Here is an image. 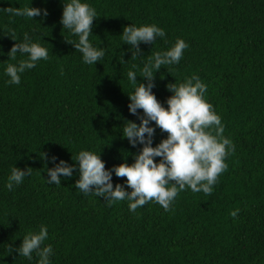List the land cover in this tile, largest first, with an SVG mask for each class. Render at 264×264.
<instances>
[{
  "label": "trees",
  "instance_id": "obj_1",
  "mask_svg": "<svg viewBox=\"0 0 264 264\" xmlns=\"http://www.w3.org/2000/svg\"><path fill=\"white\" fill-rule=\"evenodd\" d=\"M82 2L98 14L89 40L106 52L95 65L83 63L66 41L78 37L60 23L63 0H0V264H37L36 253L30 261L15 249L41 225L52 264H264V0ZM27 6L42 15L33 20L9 11ZM153 23L166 37L142 43L143 55L132 59L124 27ZM25 33L48 48L49 58L26 71L20 85H9L7 65L23 58L9 59L12 38L22 42ZM178 38L189 47L179 64L155 74L153 92L167 107L169 83L198 76L207 85L205 98L235 145L212 194L187 189L168 211L152 201L131 212L128 201L109 204L82 193L78 168L61 185L47 183L52 156L75 164L80 151H101L108 169L134 162L142 145L123 137L127 121L140 122L129 112L135 85L127 72L146 84L143 63ZM167 135L157 128L153 146ZM14 166L32 168L31 175L9 191ZM126 179L113 174V186Z\"/></svg>",
  "mask_w": 264,
  "mask_h": 264
},
{
  "label": "clouds",
  "instance_id": "obj_2",
  "mask_svg": "<svg viewBox=\"0 0 264 264\" xmlns=\"http://www.w3.org/2000/svg\"><path fill=\"white\" fill-rule=\"evenodd\" d=\"M63 12L60 23L63 29L78 37V41H66L72 44L82 54L83 63L95 65L100 62L106 52L103 47L93 45L89 37L92 35L93 21L98 18L97 11L82 0H63ZM15 16L30 19L42 15V10L36 7L9 8ZM48 16L47 9L43 17ZM34 20V19H33ZM123 44L130 45L132 59L143 55L140 45L154 44L157 38H165L166 31L157 24H131L124 27L121 35ZM17 41L10 49L9 59L17 61V54L22 59L9 63L5 75L9 77V85H20L22 75L37 66L41 60L49 58V50L33 37L25 33L22 42ZM189 44L178 38L174 45L166 51L156 52L143 63L140 77L147 83L137 81V72H127V79L135 85L128 94L130 114L137 117L139 124L127 121L123 127V137L127 138L132 147L142 145V150L135 155L134 162H127L106 168L105 161L99 153L82 150L70 164L62 159L58 163L56 156L51 157L54 167L48 168L47 183L61 185V179H71L74 172L79 173L75 186L85 195L103 197L109 204L118 201H128V208L136 212L149 202L155 201L165 211L170 210L179 192L191 189L192 192H203L211 195L218 177L228 165L226 158L235 151L233 142L223 136L224 125L220 115L206 98L207 85L198 76L187 78L177 84L169 83L166 87L172 95L166 100V105L160 102L153 89L155 74L163 67L179 64L184 51ZM138 69L137 65H133ZM138 110H143L141 115ZM167 133L156 146H153L156 129ZM213 131L215 134H213ZM43 156H46L44 154ZM156 158H160L156 161ZM28 167L22 170L12 167L6 187L12 191L15 186L22 184L26 176L31 175ZM113 174L116 177H126L123 184L113 186ZM126 189H131L127 191ZM233 217L236 211L231 213ZM49 238L46 225H41L38 232H28L22 243L15 249L20 257L33 259V253L39 257L37 264H52L54 250L51 244L44 246Z\"/></svg>",
  "mask_w": 264,
  "mask_h": 264
}]
</instances>
